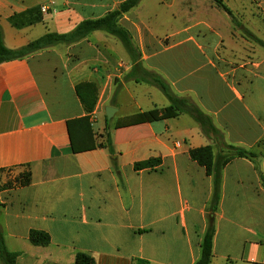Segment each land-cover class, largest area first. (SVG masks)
<instances>
[{"label": "crops", "instance_id": "crops-1", "mask_svg": "<svg viewBox=\"0 0 264 264\" xmlns=\"http://www.w3.org/2000/svg\"><path fill=\"white\" fill-rule=\"evenodd\" d=\"M124 1L0 0L4 43L15 50L50 32L70 33ZM146 2L120 19L142 53L144 69L160 74L177 95L191 96L230 144L264 154V144L259 145L264 140V61L248 63L235 81L192 35L160 47L148 17L156 12ZM46 5L51 10L42 14ZM34 8H40L42 21L14 26L13 17ZM147 36L158 48L146 61ZM110 39L116 38L95 31L78 43L0 65V231L8 250L19 254L17 264H76L78 253L95 264H196L200 259L214 183L190 151L208 145L216 151L215 143L187 114L129 124L130 117L170 103L158 88L122 79L132 63L124 59L128 66L118 73L121 57ZM176 47L183 49L179 55L156 59ZM113 77L123 80L119 92ZM87 81L99 89L90 116L98 146L76 153L68 122L88 115L76 92ZM122 92L130 96L129 107ZM108 106L117 110L111 119ZM149 160L157 162L135 169ZM24 174L30 175L25 186L19 183ZM261 174L263 156L256 162L237 158L224 168L211 264H264ZM32 230L49 234L50 244L33 245Z\"/></svg>", "mask_w": 264, "mask_h": 264}, {"label": "trees", "instance_id": "trees-1", "mask_svg": "<svg viewBox=\"0 0 264 264\" xmlns=\"http://www.w3.org/2000/svg\"><path fill=\"white\" fill-rule=\"evenodd\" d=\"M142 0H126L120 6L106 14L104 17L87 20L80 23L75 30L67 34L47 33L29 43L20 49H9L4 43V35L0 25V65L14 60H22L38 51L58 46L72 45L86 39L95 31H102L110 36L115 37L122 44L126 54L128 55L132 69L126 75V81H135L136 83H146L158 88L167 98L170 105L165 109H154L147 112L136 114L129 118V124H140L153 122L163 119L175 118L182 114L192 117L201 127L202 132L212 138L215 148L208 145L192 149L190 151L191 158L200 166L204 167L208 176L213 178L214 191L210 205V211L207 215L208 226L201 243V256L196 264H211L213 255V241L216 233L215 221L216 212L221 199V189L223 182V170L232 161L237 158H244L252 162H256L260 155L254 150H249L242 146L230 144L227 141L225 133L219 129L213 118L206 114L191 96H179L174 93L171 85L160 74L146 70L143 67L142 53L134 43L133 37L129 30L120 24V19L124 14L134 10ZM216 6L225 12L231 19L234 29L241 32L242 37L253 42L264 49V40L256 36L252 31L245 28L242 22L237 18L233 11L224 3L223 0H212ZM12 23L16 27L32 25L42 21L40 8H34L25 13L13 17ZM76 92L80 101L87 112V116L68 122L69 136L72 150L76 153L95 149L98 145L95 142V135L90 122V116L94 112L98 100L99 89L94 82H82L76 86ZM107 144L111 146V139L108 138ZM264 144V140L260 142V146ZM103 144H101L102 146ZM156 160L140 162L135 165L136 170L152 167ZM262 186L264 188V176L261 174ZM20 185H28L30 183V175L24 174L19 180ZM29 239L33 245L47 246L51 242L49 234L42 231L32 230ZM19 254L8 250L5 239L0 231V259L3 264H17ZM76 264H95L94 259L84 253H78ZM136 264H148L139 260Z\"/></svg>", "mask_w": 264, "mask_h": 264}, {"label": "rangeland", "instance_id": "rangeland-1", "mask_svg": "<svg viewBox=\"0 0 264 264\" xmlns=\"http://www.w3.org/2000/svg\"><path fill=\"white\" fill-rule=\"evenodd\" d=\"M155 1L147 0L146 3L151 7L154 6L153 10L156 12L149 14L148 17L153 23L151 33L157 37L160 47L168 48L192 35L213 58L218 69L225 73L229 72L226 77L235 81L238 80V70L245 69L248 63L264 61V50L251 41L243 39L242 34L231 25L229 17L212 0H158V4H155ZM223 1L247 28L264 39V0ZM110 40L113 51L121 57L116 67L117 71L123 73L128 66L124 59L129 61L130 59L119 40ZM145 42H148L149 47L148 51L145 48L147 61L152 56L151 51L157 49L158 45L151 36H147ZM135 44L138 47L136 42ZM182 51L183 49L176 47L172 51L161 52L156 59L164 60L166 57L179 55ZM122 79L125 81V77ZM123 80L118 77L111 79L116 92L120 91ZM158 94L164 98L162 93ZM120 96L122 102L129 107L130 96L125 92Z\"/></svg>", "mask_w": 264, "mask_h": 264}, {"label": "water", "instance_id": "water-1", "mask_svg": "<svg viewBox=\"0 0 264 264\" xmlns=\"http://www.w3.org/2000/svg\"><path fill=\"white\" fill-rule=\"evenodd\" d=\"M116 108H114V107H112V106H108L107 108H106V110H105V112H106V117L108 118V119H111L113 116H114V114L116 113Z\"/></svg>", "mask_w": 264, "mask_h": 264}, {"label": "built area", "instance_id": "built-area-1", "mask_svg": "<svg viewBox=\"0 0 264 264\" xmlns=\"http://www.w3.org/2000/svg\"><path fill=\"white\" fill-rule=\"evenodd\" d=\"M50 7L48 6V5H46V6H43L42 8H41V12H42V14H48L49 12H50Z\"/></svg>", "mask_w": 264, "mask_h": 264}]
</instances>
